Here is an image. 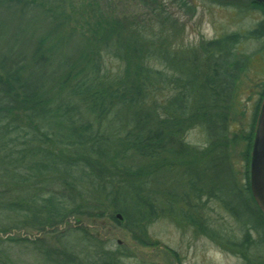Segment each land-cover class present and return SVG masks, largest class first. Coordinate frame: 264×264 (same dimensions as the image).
<instances>
[{"label": "trees", "instance_id": "trees-1", "mask_svg": "<svg viewBox=\"0 0 264 264\" xmlns=\"http://www.w3.org/2000/svg\"><path fill=\"white\" fill-rule=\"evenodd\" d=\"M54 5L49 16L59 34L57 61L52 45L45 46L41 39L29 45L20 22L8 39L1 38L5 35L0 30V232L45 231L71 217H107L145 246L151 241L148 224L172 211L171 216L215 239L220 235L205 230L202 218L194 216L203 197H214L245 233L238 244L229 240L223 247L240 254L251 250L253 264H264V215L250 192L244 194L254 209L250 216H258L263 225L231 211L227 190H207L192 175L196 166L212 165L216 159L228 170L229 88H234L235 69L251 57L232 60L242 36L219 37L199 47L201 57L192 53L177 60L167 48L149 46L152 40H145L143 28L134 29L132 22L101 16L90 37L89 22L77 31L66 25V9ZM0 8L14 19L25 17L28 5L0 0ZM247 35L264 40V19ZM104 54L121 64L116 73H109ZM152 61L165 68L157 69ZM118 111V126L107 134L104 126ZM196 126L207 138L201 156L183 142L185 132ZM176 170L183 174L182 202L189 212L172 206L178 199L170 189L159 190L158 176L167 180ZM250 233L256 238L250 239ZM68 236L80 241L74 253L65 245L54 249L41 241L25 248L45 264H118L104 244L85 231L60 238ZM4 253L0 248V264H13Z\"/></svg>", "mask_w": 264, "mask_h": 264}, {"label": "rangeland", "instance_id": "rangeland-1", "mask_svg": "<svg viewBox=\"0 0 264 264\" xmlns=\"http://www.w3.org/2000/svg\"><path fill=\"white\" fill-rule=\"evenodd\" d=\"M23 1L28 5L27 13L23 18L13 19L8 9L0 8V30L5 35L1 38L8 39L12 32L17 30L15 25H19L20 22V25L27 30V34L22 36L27 39L29 45H34L41 39L42 44L48 47L52 45L56 49V55H53L55 61L59 57L56 47L59 34L49 16L51 9H55L54 3L59 5L60 11L61 8L66 9V13L69 14L66 15L69 18L66 25L76 28L77 31L82 30L85 21L89 22V30L86 32L90 37H94L97 31L95 24L101 16L107 19L111 16L121 22L127 20L134 24V29L137 26L139 30L143 28L142 35L145 40H152L149 46H154L156 49L167 48L171 58L176 55L177 60L184 54L189 57L194 53L201 57L199 47L219 37L232 34L242 36L241 44L234 50L232 60L235 62L247 55L251 57L244 63L242 61V64L235 69L232 75L234 88H229L232 95H230L226 130L228 147L225 151L229 171L219 159H216L212 165V161H209L196 166V171L192 172V175L197 179L198 185L207 190L224 188L225 194L227 190L229 205H232L231 211L243 218L252 216L254 209L251 205L247 206L244 193L233 188L230 183L234 185L248 183L249 187L251 185V150L263 103L260 94L262 92L263 95L264 87V40L249 35L244 36L254 30L264 19V7L252 0ZM13 5L19 6V4ZM112 10L113 13L110 15ZM103 59L110 70L109 73H116L121 66L118 61L105 54ZM151 65L157 69L165 68L158 61H152ZM175 66L178 65L175 64ZM166 72L173 74L170 70ZM225 77L228 78L227 75ZM118 114L119 111L113 115L116 119L104 126L107 134L118 126ZM124 123V118L120 117L119 124L124 125ZM249 132L251 135L248 144L246 139ZM185 133L184 144L189 145L198 156H201L207 145V138L202 129L196 126ZM182 176L183 174L178 170L173 172L167 180L165 176L159 175V190L162 192L170 189L178 199V204L175 203L176 200H173L172 206L176 204L175 207L187 212L191 211V208L187 210L182 202L186 192ZM228 178L229 181H226ZM201 202L204 204L200 206L197 203L198 207L194 216H200L202 218L200 226L205 230H214L220 238L211 239L202 235L198 230L199 226L193 228L180 216L176 218L171 216V211L169 214L155 218L145 229L151 245L142 246L135 243L125 229L107 217L101 219L71 217L60 226L48 228L45 231L20 228L6 233L0 232V248L6 252L3 254L4 258L13 264H45L43 260L40 262L35 252L32 253L31 249L25 248L29 245L28 243L41 241L45 246L52 248L65 245L69 249L68 252L74 253L72 249L78 250L76 245L80 242L79 239L73 236L62 239L60 236L71 231L82 230L103 243L118 264H245L238 254L230 253L223 247L229 240L238 244L244 238L245 233L241 225L214 197L211 199L203 197ZM251 216L250 219L255 224L263 225V221L258 216ZM255 234L250 233V239L256 238Z\"/></svg>", "mask_w": 264, "mask_h": 264}, {"label": "water", "instance_id": "water-1", "mask_svg": "<svg viewBox=\"0 0 264 264\" xmlns=\"http://www.w3.org/2000/svg\"><path fill=\"white\" fill-rule=\"evenodd\" d=\"M264 5V0H255ZM264 98V97H263ZM261 113L255 131L251 159V192L253 199L264 215V99L261 105ZM119 220L120 215L116 216ZM119 244V243H118Z\"/></svg>", "mask_w": 264, "mask_h": 264}, {"label": "flooded vegetation", "instance_id": "flooded-vegetation-1", "mask_svg": "<svg viewBox=\"0 0 264 264\" xmlns=\"http://www.w3.org/2000/svg\"><path fill=\"white\" fill-rule=\"evenodd\" d=\"M252 2H255L257 5L261 6V7H264V5L256 2L255 0H252ZM233 188H236V189H239L241 190L244 194H248L250 191V187L247 185V183L243 184V185H233L232 186ZM248 191V192H247ZM250 197L252 198V194L249 193ZM248 196V195H247ZM227 251L229 249H226ZM230 253H235V254H238L240 256V258L245 262V264H253V256H252V251L251 250H246V251H243L241 254L240 253H236V252H233V251H230ZM260 259V258H259ZM264 260V258H263ZM256 261L258 262L259 260L256 259ZM260 262V261H259Z\"/></svg>", "mask_w": 264, "mask_h": 264}]
</instances>
